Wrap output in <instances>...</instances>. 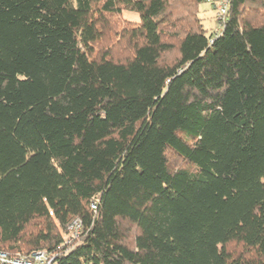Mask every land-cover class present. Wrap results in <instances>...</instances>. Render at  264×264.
<instances>
[{"label":"trees","instance_id":"trees-1","mask_svg":"<svg viewBox=\"0 0 264 264\" xmlns=\"http://www.w3.org/2000/svg\"><path fill=\"white\" fill-rule=\"evenodd\" d=\"M202 2L0 0V254L264 264V0Z\"/></svg>","mask_w":264,"mask_h":264},{"label":"rangeland","instance_id":"rangeland-1","mask_svg":"<svg viewBox=\"0 0 264 264\" xmlns=\"http://www.w3.org/2000/svg\"><path fill=\"white\" fill-rule=\"evenodd\" d=\"M185 2L187 4L188 1H185ZM215 14L216 13L214 9H212L211 5L208 4L207 2H202L198 6V17L202 20L203 28L207 32L208 36L210 34L216 33L217 30L220 28L218 23L215 21L216 20ZM136 20H137V16L135 15V13H131L126 10H121L119 16L117 17L118 23H117V26H115V30L117 31V33L121 34L123 33L122 29L127 28L128 25L130 26V24ZM113 40L114 39L110 38V36H107L105 37V42H108V43L103 42L104 44L103 45L101 44L100 46L105 48L106 46L111 44ZM116 52H117V49L115 48L113 53L115 54ZM169 56L173 57L174 54L166 55L164 57L165 58L164 61H170Z\"/></svg>","mask_w":264,"mask_h":264},{"label":"built area","instance_id":"built-area-1","mask_svg":"<svg viewBox=\"0 0 264 264\" xmlns=\"http://www.w3.org/2000/svg\"><path fill=\"white\" fill-rule=\"evenodd\" d=\"M213 6L217 20L223 19L231 0H205ZM0 263L3 264H52V259L43 253H34L30 258L9 259L5 254H0Z\"/></svg>","mask_w":264,"mask_h":264}]
</instances>
